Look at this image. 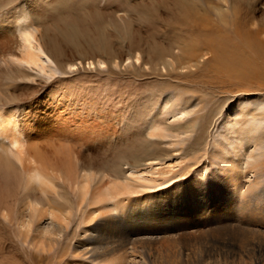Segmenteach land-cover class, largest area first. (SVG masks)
Returning <instances> with one entry per match:
<instances>
[{
	"label": "rangeland",
	"instance_id": "1",
	"mask_svg": "<svg viewBox=\"0 0 264 264\" xmlns=\"http://www.w3.org/2000/svg\"><path fill=\"white\" fill-rule=\"evenodd\" d=\"M173 1L0 0V17L7 19L8 28L15 29L18 38V24L26 17H33L47 50L52 53L54 66L59 69L55 75L40 72L37 68L27 69L30 80L19 78L6 87L11 72L18 70L0 67V88L5 92L2 100L9 96L15 98L13 103L5 102L0 106L14 109L19 119L24 120L35 103L36 107L28 115L33 114L32 118L35 116L43 121L52 111L58 110L57 102L60 101L65 105L61 106L65 116L70 114L87 119L89 123L91 119L102 122V116L106 115V118L112 119L110 125L117 129L111 137L86 140L87 144L68 140L66 135L58 140L63 150H57L56 155L73 151L75 175H79L82 169L96 172L85 198L80 196L75 185L68 182L64 164L59 170L67 181H56V188L48 194L43 193L38 185L24 189L25 174L19 165L11 170L0 166V264H100L92 259V254L77 251L78 239H83L80 234L89 231L86 242L90 247L110 246L117 244L122 237L137 236L135 232L140 228L139 224L131 222L107 231L101 228L106 218L101 212L103 216L98 219L87 220L91 212H99L96 210L100 207L96 204V197L108 182L130 179L144 184L146 181L142 179H154L156 182L148 189L131 193L124 204L137 206L140 202L143 210L152 205V211L159 216L163 210L155 205L158 197H162L159 201H164L167 190L181 192L194 179L210 176L217 168L219 159L216 154L222 149L218 141H222L221 145L228 142L221 138L228 127L224 126L222 118L233 113L237 107L241 109L242 100L253 96L255 98L252 97L251 101H257L256 95L264 98V90H239L236 81L207 84L200 76L194 78L193 74L206 69L207 60L193 69L176 67L172 70L163 65L170 59V56H165L167 51L181 54L171 46L169 39L174 32L169 9ZM256 8L257 18L264 17V0H257ZM138 54L141 56L139 61L136 59ZM99 60L104 63L100 65ZM70 64L75 65L69 68ZM167 96L172 98L170 103L165 101ZM189 97L193 100L202 98L204 105L195 114L181 118L178 109L183 108ZM36 100L40 102L36 104ZM157 121L159 135H150L152 125ZM105 124L103 122L104 127ZM1 142L5 146L9 144L3 137H0ZM26 142L27 153H39L46 162H51L52 155L47 149L51 142L47 138L30 136ZM131 144L139 148L135 151L128 149ZM237 145L242 147L244 143L238 142ZM75 151L80 152L78 158ZM243 153H246L244 148ZM199 184L196 183L193 188H199ZM261 189H264V182L252 191L256 194L261 192V198L255 197L256 200L244 213L239 210L221 212L222 218L218 208L208 227L196 228L190 222L189 225L183 221L181 224L172 221L166 227H174V230L167 234L176 235L178 246L188 253H198V256H206L211 261L221 256L225 264H254L249 257L255 255L258 264H264V192ZM250 190L252 188L248 184L242 185L243 199L245 196L249 199ZM25 193L46 206L68 207L71 215L66 234L55 245H41L38 241L36 227L46 220V216H39V211L34 216L33 233L21 234L18 214L27 203ZM235 193L238 194V190ZM173 198L177 207L184 206L188 201L182 194H175ZM250 209L253 211L249 212ZM138 212L135 210L134 215L141 216L143 213ZM243 237L250 239L241 245ZM163 241L150 242L155 248L165 249L169 243ZM253 243L263 246V250L254 252ZM152 253L155 258L160 257L155 249Z\"/></svg>",
	"mask_w": 264,
	"mask_h": 264
},
{
	"label": "bare ground",
	"instance_id": "2",
	"mask_svg": "<svg viewBox=\"0 0 264 264\" xmlns=\"http://www.w3.org/2000/svg\"><path fill=\"white\" fill-rule=\"evenodd\" d=\"M173 2L174 4L169 9L172 12V30L174 32L169 39L171 46L175 50L181 51V54L174 55L171 51H167L165 56H170V59L163 63L164 66L172 70H176L178 67L193 69L207 60L206 69L199 74H193L194 78L200 76L203 78L202 81L207 84L219 81L223 83L236 81L239 90L244 91L264 90V17L257 18V0H174ZM6 21L7 19L0 17V67L5 66L10 70L11 68L18 70L16 73L11 72L12 74L6 71L9 75L11 74L9 78L7 76L6 87L11 86L19 78L30 80L31 76L26 73L27 69L37 68L40 72L49 75L57 74L59 69L54 66L52 53L47 50L43 35H41L33 17H26L25 21L18 24L20 38H18L15 29L12 31L8 28L9 23ZM4 22L7 24L4 25ZM140 58L141 56L138 54L136 59L139 61ZM202 58L204 59L201 61ZM98 63L101 65L104 62L99 60ZM74 65L70 64L69 68ZM10 94L12 95V93ZM3 96H5V92L0 88V105L11 104L15 101L13 96H9L3 101ZM252 97L242 100L241 109L237 107L233 113L222 118L224 126L228 125V127L221 138L228 142L226 145L224 143L221 145L222 141H218V145L222 149L216 154L219 159L217 168L210 176H205L201 180L194 179L193 183H189L190 186L186 185V188H183L181 192L167 190L163 197L164 201H159L162 200V197H158L159 200L154 201L155 205L159 207L160 211L163 210L159 212V216H156L152 211V205L143 210L140 202L137 206L124 204L126 203L125 199L131 193H139L148 189L152 183L156 182L154 179H142V181H146L144 184H138L130 179L122 182L109 181L96 197V204L100 205L96 210L99 212H91L87 220H95L104 215L106 218L101 228L107 229V231L120 227L124 223H137L140 227L135 232L137 236L122 237L117 241V244L114 243L110 246L107 244L106 246L90 247V244L86 242L89 231H86L85 234L79 236L83 239H78L79 250L77 251L80 254H92V259L100 264H223L221 256L215 257L211 261L206 256H198V253L196 255L188 253L184 248L178 246L179 240L175 237L176 235L167 234L173 231L174 227L172 229L166 226L172 221H179V224L183 221L184 223L190 222L196 228L206 227L211 224L214 214L216 216L220 212L219 215L222 216V213H230L235 210L244 213L243 211H246L250 203L256 200L255 197L261 198V192L256 194L252 191L259 188L264 182V98L256 95L257 101H251ZM165 101L170 103L172 98L167 96ZM203 101L202 98L196 100L187 98L183 108L178 109V113H181L180 117H188L198 112L204 105ZM39 102L40 100L36 104ZM239 102L241 103L240 100ZM49 105L52 106V104ZM57 105L58 110L52 111L48 115V119L43 121L35 116L32 118L33 114L28 115L36 107L35 103L31 107L29 106L31 109L27 112L24 120L19 119L14 109L0 106V137L7 139L9 143L6 146L2 142L0 144V166L3 169L11 170L19 165L25 174L24 189L38 185L43 193L48 194L50 190L56 188V181H67L68 179V182L79 190L80 196L85 198L96 172L82 169L79 175H75L73 166L76 161L72 156L73 151L67 150L61 154L62 156L56 155L58 151L63 150V147L60 148L58 140L66 135L68 140L73 139L78 144L82 141L84 144L88 143L86 140H101L103 137H111L117 132V129L110 125L112 119L106 118V115L102 116L104 118L102 122H93L91 119V122L88 123L87 119L73 117L70 114L65 116L66 112L61 110V106L65 105L60 101L57 102ZM27 119L29 120L27 121ZM103 122L107 123L105 127ZM158 130H160V125L157 121L153 123L149 133L157 136L159 135ZM30 136L38 139L47 138V141L51 142L47 147L52 155L51 162H46L39 153H27L26 141ZM238 142L244 143V146H238ZM90 145L92 146V144ZM138 148L139 146L132 144L128 147L132 151ZM243 148L246 153H243ZM75 154L76 158L80 156L79 151H75ZM62 164L65 165L67 179L59 170ZM131 172L134 173L133 170ZM199 182V188H193ZM243 184H248L249 188H252L250 190L252 194L248 200L246 196L244 199L242 198L245 195L241 191ZM236 190H238V194L235 193ZM261 191L264 192V189ZM175 194L177 196L182 194L183 198L188 200L187 203L177 207V201L173 198ZM25 197L27 203L23 205V210L18 214L21 234L23 232L27 235L33 233L34 216L39 211V216H46V220L44 224L40 223L36 227L35 233L40 239L38 241L41 245H55L66 234L71 215L68 207H59L54 204V206L43 205L37 200L34 201L29 193H25ZM171 197L174 200L168 201L172 199ZM258 200L261 201V199ZM48 203L52 202L48 201ZM218 208L220 211L217 212ZM135 210L143 212L142 217L137 216V213L134 215ZM252 211L253 209L249 210V212ZM4 215L9 218L8 213ZM48 218L51 220L47 221ZM249 239V237L248 239L247 237L241 238L240 244H245ZM152 240L158 242L165 240L163 242L168 241L169 244L165 249L155 248L150 242ZM253 245L255 246L254 252L263 250V246L257 243H253ZM152 249L159 252L160 257L155 258ZM254 256H250L249 259L254 264H258L259 261L255 260L257 256Z\"/></svg>",
	"mask_w": 264,
	"mask_h": 264
}]
</instances>
